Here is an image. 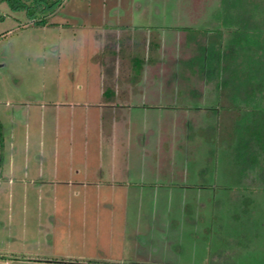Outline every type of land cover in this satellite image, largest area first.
Here are the masks:
<instances>
[{
	"label": "rangeland",
	"instance_id": "374dc122",
	"mask_svg": "<svg viewBox=\"0 0 264 264\" xmlns=\"http://www.w3.org/2000/svg\"><path fill=\"white\" fill-rule=\"evenodd\" d=\"M0 15V264H264V190L236 201L243 165L237 129L228 125L236 113L228 109L242 105L222 96L235 59L221 64L219 56L221 31L229 37L237 27L264 26V0H64L46 25L0 2ZM125 24L167 25L172 45L184 32L172 90L154 102L200 109H139L126 128L114 111L99 118L74 106L98 98L101 70L89 56L101 40L107 89L128 79L157 89L153 78L142 85L152 74L141 60L128 79L116 74ZM203 87L204 96L192 95ZM176 119L190 122L186 132ZM146 135L153 145L145 152L132 144L128 168L145 167L154 185L135 186L129 176L133 184L106 185L123 179L124 143ZM158 135L160 166L152 154Z\"/></svg>",
	"mask_w": 264,
	"mask_h": 264
},
{
	"label": "crops",
	"instance_id": "0c3cea01",
	"mask_svg": "<svg viewBox=\"0 0 264 264\" xmlns=\"http://www.w3.org/2000/svg\"><path fill=\"white\" fill-rule=\"evenodd\" d=\"M160 13V10L158 11ZM167 25H154V26H147V27H141V26H132V25H124L121 28V32L124 33L125 38L123 39L122 35L118 36V41L115 43V47L117 49V59H116V74L123 76L122 80L128 79L129 76L133 73V67H135V63H137V59L142 61V64L144 66L143 70H146L148 73H151L152 76L150 78L148 77H143L142 79V85L147 84L150 79L153 78L155 81L157 80L159 83L158 87L156 90L152 88H144V89H139L135 83L130 82L131 80L128 79V83L122 82L121 84H115L114 87H111L110 89H107L104 86L103 81L105 80V65L109 61L107 51L106 49V42L105 41H99L97 44V48L94 51L95 55H92L91 57L89 56L90 60L94 61V65H97V67H100V81L101 85L97 93V99L93 103H81V104H74V106H83L88 109H94L97 111L99 118L103 117L104 118V113L108 111H114V116L115 119L119 118V114H121L120 119H123L122 123L123 125L127 128L131 124L130 127L135 126L134 122L131 120L134 117L135 112H138L139 109H143L147 111L148 109L152 110H162V109H173V110H178L182 109L185 110V112H190L192 110L200 109L201 107L197 106H192V104H184L181 107L179 105L173 104L172 107L168 106H163L160 102H154L155 99L157 98L159 101L160 99L165 95L169 94L170 90H172V85L171 82L172 78L171 76H176L177 74V68L181 63L182 60L185 58L183 52V47H184V38L185 34L184 32L178 33L179 37L178 39L176 38V41L174 45H172V41H170V38L168 36V33L170 32L167 27ZM140 28V29H139ZM184 31V30H183ZM121 37V39H120ZM121 41V43H120ZM95 44V43H94ZM94 48V49H95ZM92 54L89 52V55ZM93 56H96L97 59L93 58ZM208 58V56H206ZM99 65V66H98ZM176 72V74H175ZM131 78V77H130ZM168 87V88H165ZM226 90V92H223V97L226 98L225 100L227 103L231 102V99L229 98L230 95L235 92L234 88H230ZM177 89V88H175ZM173 89V90H175ZM169 90V92L165 91ZM189 92L186 93L187 96H190L193 98L196 96H204L205 94V88H202V91L200 92H194L195 94H191V90H188ZM177 90L172 92V96L174 98H177ZM181 94V92H179ZM152 96L153 100L150 102H147V97ZM142 97V99H140ZM144 98V99H143ZM223 98V101L225 102ZM145 101V102H144ZM200 101V99L196 100ZM202 104V102H201ZM225 104V103H224ZM196 105V104H195ZM226 105V104H225ZM205 109V108H202ZM229 112H235L236 115L234 119L232 120L231 124H228L230 128H236L238 118L240 116V111L236 108L235 110ZM239 111V112H238ZM226 111H223V113ZM160 113V112H159ZM123 115L126 117H123ZM130 115H132V118H130ZM176 117V116H175ZM174 117V118H175ZM173 118V119H174ZM116 119V120H117ZM157 123H158V128L161 129L162 123H161V116L157 117ZM131 122V123H130ZM235 122V124H234ZM121 123V122H120ZM121 123V124H122ZM136 123H138V120H136ZM175 125L179 123L180 127L183 126L182 128H185L188 130L190 126V122L188 120H180L178 121L177 119L174 121ZM153 122L145 120V127L152 126ZM155 124V122H154ZM173 124V123H172ZM122 127H118V129H121ZM162 135H158L156 140L154 141V144H156V149L153 148V155L157 158L156 160L159 162L164 159V138L161 137ZM134 138V137H133ZM152 140L148 135L142 138V140L137 138V140H133V142H130L129 144L127 142L124 143V149L123 152L119 155L121 157L125 167L124 171H120L121 176L123 179L116 180V178L112 177L113 180H108L105 181L107 182L108 186H123V185H130L128 183V178H125L126 176L129 177H134L132 179L135 180L134 185L138 187H144V186H153V182L147 181L145 179V167H140V165L137 167V169H129V158H128V151L130 148H133L134 144L135 146H141L142 151H146L148 148V145L152 146L153 143L151 142ZM128 144V145H126ZM138 146V147H139ZM147 147V148H145ZM152 148V147H149ZM148 150V149H147ZM150 150V149H149ZM144 153V152H143ZM142 153V154H143ZM149 153V152H148ZM129 159V160H128ZM136 166V164H134ZM160 166V165H159ZM126 168V169H125ZM135 174V176H133ZM158 176V175H157ZM126 179V180H125ZM130 179V178H129ZM88 180H84V184ZM88 183V182H87ZM155 183V182H154ZM83 184V182H82Z\"/></svg>",
	"mask_w": 264,
	"mask_h": 264
},
{
	"label": "trees",
	"instance_id": "16d2710c",
	"mask_svg": "<svg viewBox=\"0 0 264 264\" xmlns=\"http://www.w3.org/2000/svg\"><path fill=\"white\" fill-rule=\"evenodd\" d=\"M63 1L0 0L13 11H25L31 22L36 25H46V17L54 13ZM3 18L4 16L0 15V21ZM253 20H257V17ZM254 27L255 30H252L248 26L251 30L247 29V31L237 27L234 31H228L227 34L233 33L229 37L224 35L223 31L219 35L221 64H225L223 61L227 58L235 59L233 62L231 60L230 70L236 73L235 78L238 81L234 83L235 78H233L228 83L229 87L235 90L229 98L232 101L238 100L242 105L239 106L240 111L247 113L239 116L236 125V140L241 144L239 152L243 165V168L239 169L238 176L246 177L238 179V187H241L238 188L240 198L236 200L237 202L252 199L251 195L247 196L244 193L245 191L253 193L264 190V26L257 28V25H254ZM226 38L229 41H224ZM3 143V128L0 123V167L3 160Z\"/></svg>",
	"mask_w": 264,
	"mask_h": 264
}]
</instances>
